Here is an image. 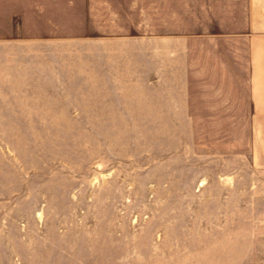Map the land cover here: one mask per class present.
Wrapping results in <instances>:
<instances>
[{
  "label": "rangeland",
  "instance_id": "374dc122",
  "mask_svg": "<svg viewBox=\"0 0 264 264\" xmlns=\"http://www.w3.org/2000/svg\"><path fill=\"white\" fill-rule=\"evenodd\" d=\"M80 3L0 0V264H264L240 32L264 0H169L170 27L227 30L225 63L206 32L162 64L27 41Z\"/></svg>",
  "mask_w": 264,
  "mask_h": 264
},
{
  "label": "crops",
  "instance_id": "0c3cea01",
  "mask_svg": "<svg viewBox=\"0 0 264 264\" xmlns=\"http://www.w3.org/2000/svg\"><path fill=\"white\" fill-rule=\"evenodd\" d=\"M79 6V13L57 14L64 17L59 20L63 24L62 27L58 29L48 27L43 30L46 34L32 36L29 38L31 40L27 41L33 42L32 46L39 45L44 40L59 42L54 46L65 47L72 44L82 49L90 48L92 50H87L85 56L91 57V59L86 62L162 64L166 63L173 54L169 50L170 48H178L182 52L190 38L191 40L199 39V36L194 38L195 36L184 33L201 35L206 32L212 38L210 40H212L214 49L213 56L219 62H226L219 50L224 47L221 42V34H225L227 30L205 31L198 27L194 30H184L182 27H170L169 20L177 21L178 14L173 13L169 16V0H81ZM241 8H243L244 14L248 15L247 2L244 3V6L241 4ZM35 9L36 7L33 6L32 13H30L33 23H55L53 19L40 21L37 17H53L55 15ZM255 14L261 18L255 19L249 25L245 23L247 25L240 32L245 34L248 65L246 93L253 127L257 129L258 139L259 131L264 135V8H261V11L260 8H257ZM53 31L60 33L52 34ZM107 49H111V51ZM83 52L84 50H82ZM116 56L122 59H109V57ZM257 150L260 152V149L257 148Z\"/></svg>",
  "mask_w": 264,
  "mask_h": 264
}]
</instances>
